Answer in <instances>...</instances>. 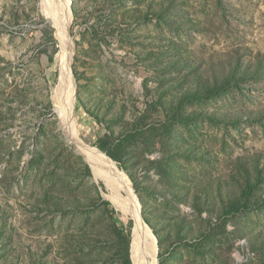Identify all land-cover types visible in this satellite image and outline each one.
<instances>
[{"label": "rangeland", "instance_id": "374dc122", "mask_svg": "<svg viewBox=\"0 0 264 264\" xmlns=\"http://www.w3.org/2000/svg\"><path fill=\"white\" fill-rule=\"evenodd\" d=\"M71 2L78 132L93 145L141 124L119 150L136 181L118 167L158 264H264V0ZM39 3L0 0V264H116L98 189L131 240L136 223L61 125Z\"/></svg>", "mask_w": 264, "mask_h": 264}, {"label": "bare ground", "instance_id": "6f19581e", "mask_svg": "<svg viewBox=\"0 0 264 264\" xmlns=\"http://www.w3.org/2000/svg\"><path fill=\"white\" fill-rule=\"evenodd\" d=\"M71 3V0H40L39 3L42 15L56 29L61 44L58 57L59 78L53 94L56 113L68 140L91 165L95 177L106 184L111 192L110 198L124 215L132 216L135 220L136 228L132 239L134 244H131L135 264H158L157 237L142 218V207L129 177L111 157L85 142L79 135L74 113L76 81L72 72L74 44L70 32Z\"/></svg>", "mask_w": 264, "mask_h": 264}, {"label": "trees", "instance_id": "16d2710c", "mask_svg": "<svg viewBox=\"0 0 264 264\" xmlns=\"http://www.w3.org/2000/svg\"><path fill=\"white\" fill-rule=\"evenodd\" d=\"M53 58H51L50 61H52ZM167 111V109H166ZM176 112L178 113L179 110H176ZM181 114V113H180ZM132 129L131 131L126 132L125 134H121V136H119L117 139L115 136V128L114 126L111 124L108 126V134H106L105 137H100V139L97 140V142H95L93 144V146L95 145L96 147H98L101 151H103L104 153H106L109 157H111L113 160H115L118 163V166L125 170L128 175L130 176V178L135 182L136 179L134 177L133 172L129 169V166L123 162L122 157L119 154V150H125L126 148L129 149L131 144L135 143V140L141 135L139 133H141V129L142 126L141 124L137 121L134 120L132 122ZM135 128V129H134ZM122 137V139L120 140V138ZM137 161L139 160L138 157L136 159ZM85 170L86 172L91 175V169L90 166L88 164H85ZM101 187H104L103 184H101ZM137 192L139 193L138 188L136 187ZM142 199V197H141ZM245 199L246 202L248 200V195H245ZM98 200H99V206H100V213L102 214H109L110 215V220L108 222V226H109V232L110 235L114 238L115 241V255H114V261L116 264H133V261L131 259V233H132V226L133 223L130 222L129 227L127 228V230H125L124 228L118 226L115 222V215H116V210L112 207V204L109 200H106L103 195L101 194L100 189H98ZM66 209L67 211L71 212L75 209H84L87 211V206L84 204L83 206L78 205V204H74V203H70L67 202L66 203ZM78 205V206H75ZM236 205H238V203H231L229 207H236ZM85 211V212H86ZM146 222L150 225L149 220H146ZM151 226V225H150ZM154 233L156 234V237L158 236L160 238V235L158 234L157 230L152 227ZM82 252L86 255L87 251L84 249L82 250ZM162 256V253H160V258ZM161 264H163V261L161 260Z\"/></svg>", "mask_w": 264, "mask_h": 264}, {"label": "water", "instance_id": "95a60500", "mask_svg": "<svg viewBox=\"0 0 264 264\" xmlns=\"http://www.w3.org/2000/svg\"><path fill=\"white\" fill-rule=\"evenodd\" d=\"M72 72H73V68H72ZM77 91V90H76ZM84 157V156H83ZM84 159H85V157H84ZM86 160V159H85ZM116 162V161H115ZM89 164V163H88ZM91 167V166H90ZM92 169V168H91ZM137 196V195H136ZM140 202V201H139ZM141 204V203H140ZM142 218H143V215H142ZM143 220H144V218H143ZM144 222L146 223V221L144 220ZM147 224V223H146ZM148 225V224H147ZM149 226V225H148ZM133 264H134V262H133Z\"/></svg>", "mask_w": 264, "mask_h": 264}]
</instances>
